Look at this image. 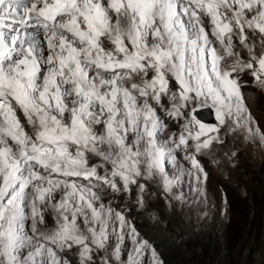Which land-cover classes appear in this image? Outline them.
Masks as SVG:
<instances>
[{"label": "snow or ice", "instance_id": "1", "mask_svg": "<svg viewBox=\"0 0 264 264\" xmlns=\"http://www.w3.org/2000/svg\"><path fill=\"white\" fill-rule=\"evenodd\" d=\"M258 97L264 0H0V264H163L113 201L264 165Z\"/></svg>", "mask_w": 264, "mask_h": 264}, {"label": "trees", "instance_id": "2", "mask_svg": "<svg viewBox=\"0 0 264 264\" xmlns=\"http://www.w3.org/2000/svg\"><path fill=\"white\" fill-rule=\"evenodd\" d=\"M251 180L252 184H245L251 201L241 197L229 183L219 182L229 207L245 219L243 241L235 232L232 221L225 223L222 237L217 242L209 232L201 231L200 227L188 224L173 211L166 210L160 216L162 225L150 221H145V224L141 214V224L136 220V227L154 245L163 264H264L261 259L264 249V204L262 208L260 205L256 208V196L264 200V176L257 179L260 185L257 189L256 176Z\"/></svg>", "mask_w": 264, "mask_h": 264}, {"label": "rangeland", "instance_id": "3", "mask_svg": "<svg viewBox=\"0 0 264 264\" xmlns=\"http://www.w3.org/2000/svg\"><path fill=\"white\" fill-rule=\"evenodd\" d=\"M260 100V102H259ZM259 102V103H258ZM251 110L258 119L264 121V97H258L256 102L251 105ZM215 123V120L214 122ZM210 179L207 185L208 190V200L207 203L201 202L199 197H189V204L185 206L171 207L167 205V202L162 193L156 191L146 192L145 195L148 200V210L151 212V216L158 218L160 223L158 224L156 220H153L151 216L148 215L146 210H140L135 206V191L130 197L118 198L113 201L114 204L121 205L122 207L126 206V214L129 219L137 226L136 220L141 224L139 215H144V223L147 222L157 223L162 225L160 216L164 210L173 211L177 217L185 221L188 224L193 226L200 227L201 231L209 232L210 236L214 238L217 242L220 241L225 223L232 221L236 229L237 235L242 239L245 234V219L236 214L228 205V200L223 193L219 182L225 181L230 185L234 186L241 197L251 201V197L247 194L245 190V184H252L251 178L256 176V189L259 188V183L257 179L264 176V165L260 158L257 156L255 159L249 160L247 153L241 154V167L237 172L231 173V179H229V173L227 171H217L213 168H209ZM187 191V189H185ZM227 200V204L224 206L223 210H226V215H221V198ZM264 204V200L260 199L259 195L256 196V208ZM257 210V209H256ZM205 213L207 218H205ZM199 217V219H198ZM139 218V219H138ZM147 221V222H145ZM143 236V235H142ZM145 238V236H143ZM262 261L264 263V249L262 254ZM161 259V258H160Z\"/></svg>", "mask_w": 264, "mask_h": 264}, {"label": "water", "instance_id": "4", "mask_svg": "<svg viewBox=\"0 0 264 264\" xmlns=\"http://www.w3.org/2000/svg\"><path fill=\"white\" fill-rule=\"evenodd\" d=\"M196 115L204 122L207 123L214 122V116L211 114V110H201L200 112L196 113Z\"/></svg>", "mask_w": 264, "mask_h": 264}]
</instances>
